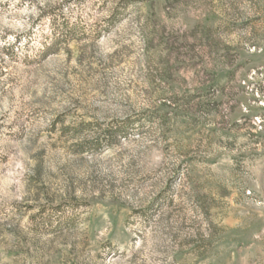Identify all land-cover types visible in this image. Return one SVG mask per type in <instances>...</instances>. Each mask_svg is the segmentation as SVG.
Instances as JSON below:
<instances>
[{"label":"rangeland","instance_id":"obj_1","mask_svg":"<svg viewBox=\"0 0 264 264\" xmlns=\"http://www.w3.org/2000/svg\"><path fill=\"white\" fill-rule=\"evenodd\" d=\"M0 264H264V0H0Z\"/></svg>","mask_w":264,"mask_h":264}]
</instances>
